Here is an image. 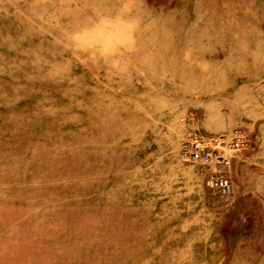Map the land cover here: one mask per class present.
Wrapping results in <instances>:
<instances>
[{
  "label": "rangeland",
  "instance_id": "rangeland-1",
  "mask_svg": "<svg viewBox=\"0 0 264 264\" xmlns=\"http://www.w3.org/2000/svg\"><path fill=\"white\" fill-rule=\"evenodd\" d=\"M0 264H264V0H0Z\"/></svg>",
  "mask_w": 264,
  "mask_h": 264
},
{
  "label": "built area",
  "instance_id": "built-area-1",
  "mask_svg": "<svg viewBox=\"0 0 264 264\" xmlns=\"http://www.w3.org/2000/svg\"><path fill=\"white\" fill-rule=\"evenodd\" d=\"M205 148H199L191 154V159L194 161H208L210 159V154L206 153ZM213 185L222 189L225 193H229L231 184L224 177H218L213 180Z\"/></svg>",
  "mask_w": 264,
  "mask_h": 264
},
{
  "label": "bare ground",
  "instance_id": "bare-ground-1",
  "mask_svg": "<svg viewBox=\"0 0 264 264\" xmlns=\"http://www.w3.org/2000/svg\"><path fill=\"white\" fill-rule=\"evenodd\" d=\"M238 24V23H237Z\"/></svg>",
  "mask_w": 264,
  "mask_h": 264
}]
</instances>
